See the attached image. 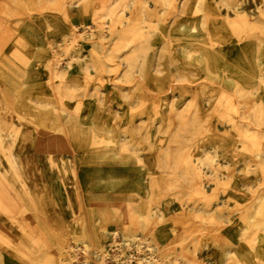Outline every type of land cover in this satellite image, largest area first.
Masks as SVG:
<instances>
[{
    "label": "rangeland",
    "instance_id": "1",
    "mask_svg": "<svg viewBox=\"0 0 264 264\" xmlns=\"http://www.w3.org/2000/svg\"><path fill=\"white\" fill-rule=\"evenodd\" d=\"M59 1L33 15L49 57L27 54L20 22L0 11L13 35L0 68L16 70L23 98L50 85L56 133L70 126L85 149L37 162L57 226L14 161L33 121L0 136V227L17 235L0 239V264H264V0ZM17 95L0 78V103ZM37 217L50 243L32 232ZM88 219L103 243L85 237Z\"/></svg>",
    "mask_w": 264,
    "mask_h": 264
},
{
    "label": "bare ground",
    "instance_id": "2",
    "mask_svg": "<svg viewBox=\"0 0 264 264\" xmlns=\"http://www.w3.org/2000/svg\"><path fill=\"white\" fill-rule=\"evenodd\" d=\"M46 1L47 0H0V11L6 7L8 12L12 15V19L20 22L19 33L23 42L26 44L25 51L27 54L33 56H52V51L49 46L45 45L44 48L36 49L35 45L38 28L35 26L37 19L34 18L33 15L39 13V11L46 6L52 9L61 8V1L59 0H55V4L53 5L45 3ZM92 7L93 6L90 8ZM1 23L2 21L0 19V45L4 46L13 40V35L9 31V27L4 29V26L2 27ZM219 29H221V27L217 28V38L222 40L224 37V31L221 29L222 32H219ZM59 31L62 34L65 33V26L63 23L60 24ZM27 39H29V41ZM15 71L9 66L5 67V69L0 68V78L10 81V83L17 88L18 94L15 99L10 101V103H0V136L7 141L10 140L11 137H13L12 125L18 118L26 121H33V123H31L32 125L26 123L16 137L17 147L13 152L14 161L30 190V194L35 201L34 204L39 214L47 215L50 224L60 226L59 221L55 220L56 217H54L55 213L52 211V205L48 203V200H45L38 195L39 189L43 187L44 183L37 162L40 158L49 155L50 152H54L61 148L67 149L69 145L73 148L75 153L82 152L85 149V140L80 139L78 134L72 130L70 126H68V138H64L62 135L57 134L56 126L59 121L51 109L46 106L44 107V104L51 103L53 100L54 94L51 86L47 83L39 85V83L36 82L34 85H39L41 87L37 92L38 98H31L30 95L23 98L21 80L17 74L14 75ZM9 195V203L12 206V203H14L12 200H15V203L17 202V194L14 191L9 190ZM17 204L15 205L17 206ZM158 210L159 205H157L155 212H158ZM40 218L41 217H37V220L30 223L29 226L38 241L50 243L49 232L45 231L43 227H40ZM126 221V226H129L127 232H134L140 226V220L137 216L129 217ZM104 222L102 221L101 224ZM106 224L108 226L107 229L113 225L120 226V223L118 222H107ZM96 225L98 224L89 219L85 220V227L86 229L88 228L85 237L93 243L100 244L103 243L106 232H99V227ZM154 232L158 240L164 239V236L162 235V227L156 229ZM16 237L17 235H15V233L7 226L4 228L0 227V239L7 242V244H13Z\"/></svg>",
    "mask_w": 264,
    "mask_h": 264
}]
</instances>
